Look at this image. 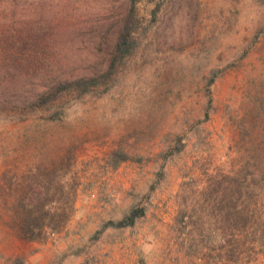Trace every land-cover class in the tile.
Wrapping results in <instances>:
<instances>
[{
	"label": "rangeland",
	"instance_id": "rangeland-1",
	"mask_svg": "<svg viewBox=\"0 0 264 264\" xmlns=\"http://www.w3.org/2000/svg\"><path fill=\"white\" fill-rule=\"evenodd\" d=\"M32 2L53 25L46 57L63 74L90 72L103 34L132 7ZM133 15L134 49L107 93L57 122L0 112V264H191L177 214L204 199L210 177L264 164V0H139ZM64 173L76 188L70 220L24 240L17 195L38 180L56 201ZM135 207L146 210L135 226L106 227ZM262 227L246 264H264ZM208 246L192 253L217 254Z\"/></svg>",
	"mask_w": 264,
	"mask_h": 264
},
{
	"label": "trees",
	"instance_id": "trees-1",
	"mask_svg": "<svg viewBox=\"0 0 264 264\" xmlns=\"http://www.w3.org/2000/svg\"><path fill=\"white\" fill-rule=\"evenodd\" d=\"M28 1L0 0V112H14L16 117L29 119L38 115L46 122L62 121L79 100L97 91L107 93L113 87V72L134 49L133 8L139 0H132L130 11L103 34L99 58L90 72L71 74L57 73L54 63L47 59L52 41L48 31L53 25L43 18L39 3ZM127 160L123 154L115 168ZM249 165L246 162L237 171L210 177L207 186L198 192L204 199L177 214L175 222L182 229L191 264H246L255 257L251 252L259 240V228L255 226L264 228L262 203L258 201L260 198L262 202L260 196L264 195V164L257 161L254 171L247 168ZM67 179L66 173L60 176L56 201L49 198L50 186L37 179V185L31 183L17 195L11 211L24 240L42 241L68 223L75 209L76 188L67 184ZM145 215L144 208L135 207L120 221H109L106 227H133ZM203 243L209 248L215 245L217 254L192 253Z\"/></svg>",
	"mask_w": 264,
	"mask_h": 264
}]
</instances>
